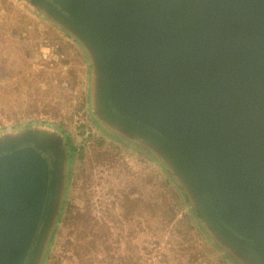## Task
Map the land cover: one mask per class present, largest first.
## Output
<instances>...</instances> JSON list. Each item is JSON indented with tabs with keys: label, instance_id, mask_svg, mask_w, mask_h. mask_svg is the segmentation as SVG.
Listing matches in <instances>:
<instances>
[{
	"label": "water",
	"instance_id": "95a60500",
	"mask_svg": "<svg viewBox=\"0 0 264 264\" xmlns=\"http://www.w3.org/2000/svg\"><path fill=\"white\" fill-rule=\"evenodd\" d=\"M92 66V111L188 197L208 243L264 264V0H28ZM57 133L0 135V264H42L67 181Z\"/></svg>",
	"mask_w": 264,
	"mask_h": 264
},
{
	"label": "rangeland",
	"instance_id": "374dc122",
	"mask_svg": "<svg viewBox=\"0 0 264 264\" xmlns=\"http://www.w3.org/2000/svg\"><path fill=\"white\" fill-rule=\"evenodd\" d=\"M84 48L28 0H0V135L61 136L67 181L42 264H236L208 243L188 197L92 111Z\"/></svg>",
	"mask_w": 264,
	"mask_h": 264
},
{
	"label": "flooded vegetation",
	"instance_id": "af4514ba",
	"mask_svg": "<svg viewBox=\"0 0 264 264\" xmlns=\"http://www.w3.org/2000/svg\"><path fill=\"white\" fill-rule=\"evenodd\" d=\"M192 212H193L194 216L199 218L200 215L198 216V212L194 208H192Z\"/></svg>",
	"mask_w": 264,
	"mask_h": 264
},
{
	"label": "trees",
	"instance_id": "16d2710c",
	"mask_svg": "<svg viewBox=\"0 0 264 264\" xmlns=\"http://www.w3.org/2000/svg\"><path fill=\"white\" fill-rule=\"evenodd\" d=\"M198 216H199V213H198ZM199 218H200V216H199Z\"/></svg>",
	"mask_w": 264,
	"mask_h": 264
}]
</instances>
